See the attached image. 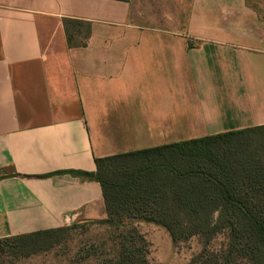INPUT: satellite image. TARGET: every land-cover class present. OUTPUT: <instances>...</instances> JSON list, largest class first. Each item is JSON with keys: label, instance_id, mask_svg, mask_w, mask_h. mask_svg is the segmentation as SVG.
Returning <instances> with one entry per match:
<instances>
[{"label": "crops", "instance_id": "1", "mask_svg": "<svg viewBox=\"0 0 264 264\" xmlns=\"http://www.w3.org/2000/svg\"><path fill=\"white\" fill-rule=\"evenodd\" d=\"M262 3L0 0V239L104 220L96 158L264 125Z\"/></svg>", "mask_w": 264, "mask_h": 264}, {"label": "trees", "instance_id": "2", "mask_svg": "<svg viewBox=\"0 0 264 264\" xmlns=\"http://www.w3.org/2000/svg\"><path fill=\"white\" fill-rule=\"evenodd\" d=\"M63 27L69 47L86 45L89 23L65 19ZM94 162V173H76L101 186L106 218L94 223L128 236L117 260L96 264H148L140 223L164 229L175 243L203 238L188 264H264V125ZM73 227L3 238L0 245L27 257ZM221 233L224 247L208 250Z\"/></svg>", "mask_w": 264, "mask_h": 264}, {"label": "rangeland", "instance_id": "3", "mask_svg": "<svg viewBox=\"0 0 264 264\" xmlns=\"http://www.w3.org/2000/svg\"><path fill=\"white\" fill-rule=\"evenodd\" d=\"M130 226L132 225L125 227L126 232L131 229ZM136 227L147 242L148 264H188L204 246L201 237L175 243L162 228L144 223ZM112 232L108 226L94 222L79 223L59 236L57 239L59 242L48 249L21 258L14 257L11 249L2 244L0 264H96L111 259L117 260L121 244L128 239V236H124L125 234L118 236ZM225 243L226 233L218 234L211 240L208 250L222 249ZM137 247H140V244Z\"/></svg>", "mask_w": 264, "mask_h": 264}]
</instances>
